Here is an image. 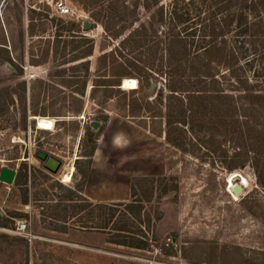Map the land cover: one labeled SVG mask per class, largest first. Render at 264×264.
<instances>
[{
	"label": "rangeland",
	"instance_id": "obj_1",
	"mask_svg": "<svg viewBox=\"0 0 264 264\" xmlns=\"http://www.w3.org/2000/svg\"><path fill=\"white\" fill-rule=\"evenodd\" d=\"M140 12L141 22L148 21L149 14ZM250 20L264 24V9L252 14ZM85 21L95 24L76 0H0V173L3 168L16 171L12 185L0 181V214L6 219L0 236L9 237L0 239V264H262L264 187L258 184L254 168L246 165L228 172L218 157L204 155L194 147L193 151L202 157L183 155L169 147L164 138L154 137L123 117L122 95L114 93L106 106L93 100L97 58L108 43L99 24L85 32ZM73 37L79 45L71 44ZM84 38L95 41L94 56L73 63L72 58L87 49L80 43ZM57 40L70 44L65 50L66 45H57ZM47 51L48 62L33 65ZM86 61L91 65L90 81L84 96L78 95L84 102L81 115L46 117L55 122L51 131L39 129L36 120L34 128L29 123L24 129L27 109L20 100L19 84L34 78L48 80L52 74L50 84L65 95L51 92L49 99L66 96L67 103L57 106L72 111L77 106L70 97L81 88L82 64ZM61 71H66L63 77L58 74ZM125 79L129 78H124L122 84ZM221 82L227 92L238 94L231 81ZM156 85V92H149L152 98L163 88L161 80ZM45 105L41 104L39 110ZM27 114L28 122H32L35 117L29 111ZM104 117L108 118L105 125L98 120ZM93 121L102 123L96 133L90 130ZM87 133L97 138L91 164L85 157L91 145ZM228 148L232 152L233 145ZM39 151L62 161L56 174L44 169L43 162L36 158ZM169 161L175 163L171 169ZM71 171V180L65 183L64 177ZM235 173L248 182L238 195L230 191L228 183ZM84 174L88 179L84 191L78 193V204L130 203L134 178L173 180L176 191L161 198L157 194L152 203L145 201L151 219L150 226L146 221L141 223L150 239L145 250L112 245L105 233L84 229L88 212L72 215L71 206L76 202L68 201L66 196L68 191L77 190ZM236 184H240L239 179ZM149 188L147 184L145 192ZM144 193L142 200L147 198Z\"/></svg>",
	"mask_w": 264,
	"mask_h": 264
},
{
	"label": "trees",
	"instance_id": "obj_2",
	"mask_svg": "<svg viewBox=\"0 0 264 264\" xmlns=\"http://www.w3.org/2000/svg\"><path fill=\"white\" fill-rule=\"evenodd\" d=\"M76 1L103 28L104 42L108 43L97 58L93 100L106 106L114 99V93L124 96L122 115L139 128L164 138L169 147L183 155L202 157L193 151L194 147L200 153L204 151V155L218 157L228 172L251 165L258 184L264 187V24L250 20L252 14L264 9V0H171L169 4H164V0ZM141 10L149 14L148 21L141 22ZM30 29L33 37V26ZM111 42L116 44L110 45ZM59 43L66 45L65 50L70 44L57 40ZM80 43L87 49L72 58L73 63L94 56L93 39L84 38ZM71 44L79 45L76 37ZM49 54L47 51L33 65L46 64ZM58 55L57 49L55 57ZM82 68L81 88L70 97L77 106L72 111L57 106L67 103L66 96L49 99L51 92L64 94L50 84L52 74L48 80L34 78L19 84L20 100L27 109L22 121L24 129L29 123L34 128L36 123L28 122L27 111L32 117L81 115L84 102L80 96H84L90 81V62H84ZM65 73L58 74L63 77ZM124 78L137 80L138 88L123 90ZM221 79L231 81L238 94L227 92ZM159 80L163 88L152 98L149 88ZM41 104L46 105L39 110ZM98 120L104 125L108 122L107 117ZM87 136L91 145L85 157L91 164L97 138L91 133ZM231 144L232 152L228 150ZM167 164L168 169L175 165L171 161ZM87 179L84 174L77 190L68 191V201L79 200L78 193L84 191ZM147 184L150 188L145 192ZM176 190L177 185L169 177L134 178L130 203L76 202L71 206L72 215L88 212L84 229L105 233L112 245L145 250L150 239L141 223L146 221L150 226L151 220L145 201L152 203L155 195L161 198ZM143 193L147 194L146 200L140 198ZM5 223L0 214V228H5Z\"/></svg>",
	"mask_w": 264,
	"mask_h": 264
},
{
	"label": "water",
	"instance_id": "obj_3",
	"mask_svg": "<svg viewBox=\"0 0 264 264\" xmlns=\"http://www.w3.org/2000/svg\"><path fill=\"white\" fill-rule=\"evenodd\" d=\"M83 30L85 32H90L93 30V23L92 22H89V21H85L83 23ZM8 70L10 72H12V68L8 65L7 66ZM124 87V83L122 84V89ZM157 90V85L156 84H152L150 86V89H149V92L154 94ZM34 120L37 121V124H38V119H35ZM90 126V130L92 132H98L100 130V128L102 127V123L101 122H98V121H93V122H90L89 124ZM36 158L38 160H40L41 162H43V167L44 169L50 171L51 173L53 174H56L59 169L62 167V161L55 158L54 156H51L49 155L48 153L46 152H43V151H39L36 153ZM15 178H16V171L13 170V169H10V168H3L1 173H0V181L3 182V183H6L8 185H12L15 181ZM235 181H238L237 178H235ZM234 192L236 194H241L242 193V189L240 188V186H238L236 184V186L234 187Z\"/></svg>",
	"mask_w": 264,
	"mask_h": 264
},
{
	"label": "bare ground",
	"instance_id": "obj_4",
	"mask_svg": "<svg viewBox=\"0 0 264 264\" xmlns=\"http://www.w3.org/2000/svg\"><path fill=\"white\" fill-rule=\"evenodd\" d=\"M123 83H124L123 89H125V90H133V89H137L138 88V81L135 80V79H125ZM38 122H39V127L38 128L41 129V130L51 131L55 127L54 120L49 119V118H38ZM71 177H72V171L68 175H66L64 177V182L65 183L69 182L71 180ZM234 177L239 179L240 184L238 186H240V188L243 191V187L247 186L248 182H247V180L245 178H243L242 176H239L236 173L232 174V176H230V178H229V182L228 183H229L230 191L234 192L233 189L236 186V185H234V182H235ZM236 195H238V194H236Z\"/></svg>",
	"mask_w": 264,
	"mask_h": 264
},
{
	"label": "built area",
	"instance_id": "obj_5",
	"mask_svg": "<svg viewBox=\"0 0 264 264\" xmlns=\"http://www.w3.org/2000/svg\"><path fill=\"white\" fill-rule=\"evenodd\" d=\"M21 229H22V230H25V226H21Z\"/></svg>",
	"mask_w": 264,
	"mask_h": 264
},
{
	"label": "crops",
	"instance_id": "obj_6",
	"mask_svg": "<svg viewBox=\"0 0 264 264\" xmlns=\"http://www.w3.org/2000/svg\"><path fill=\"white\" fill-rule=\"evenodd\" d=\"M38 118H46V117H38ZM35 119H37V117H35ZM114 142H116V141L114 140Z\"/></svg>",
	"mask_w": 264,
	"mask_h": 264
}]
</instances>
